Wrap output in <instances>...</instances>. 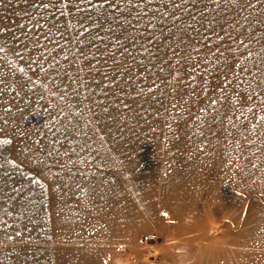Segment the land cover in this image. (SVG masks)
Returning a JSON list of instances; mask_svg holds the SVG:
<instances>
[{"label":"rangeland","instance_id":"374dc122","mask_svg":"<svg viewBox=\"0 0 264 264\" xmlns=\"http://www.w3.org/2000/svg\"><path fill=\"white\" fill-rule=\"evenodd\" d=\"M0 264H264V0H0Z\"/></svg>","mask_w":264,"mask_h":264}]
</instances>
